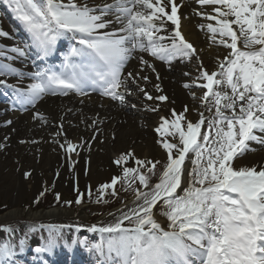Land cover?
<instances>
[{
    "label": "snow or ice",
    "instance_id": "snow-or-ice-1",
    "mask_svg": "<svg viewBox=\"0 0 264 264\" xmlns=\"http://www.w3.org/2000/svg\"><path fill=\"white\" fill-rule=\"evenodd\" d=\"M4 2L30 34L42 57L50 56L62 38L74 40L79 45L72 47L64 57L61 71L48 69L37 73L43 76V81L31 85L33 98H39L46 91L56 94L57 89L62 95L69 91L83 93L88 86L98 85L103 95L123 103L124 96L118 89L126 84L121 77L133 52L150 51L164 60H168V56L161 55L164 52L184 56L196 52L179 31L180 20L174 3L168 14L165 11L167 5L160 6V0H114L99 9L89 6L87 0L84 3H77V0ZM201 3L221 6L215 9L218 17H209L216 19L218 28L211 25L209 28L214 34L219 32L222 37H230V42H220L232 50L221 63L219 73L205 71L201 76L207 81L202 87L208 90L202 99L206 101L209 95L213 97L217 119L208 124L204 136H201L203 119L195 124L187 122V131H184L181 128L184 116L175 113V120L165 119L157 129L161 135L179 133L183 147L163 143L170 163L165 165L159 182L150 191H137V198L142 203L114 225L89 229L101 234L119 233L108 240L109 252H115L118 258L116 264H194L190 259L194 255L203 258L202 264H264V170L236 171L230 165L236 153L248 147V141L264 143V138L253 132L256 129L264 133V0H201ZM110 14H115L116 23L122 27L119 32L101 33L99 30L107 29L111 23L104 18ZM158 14L166 15L176 26L171 49L158 43L163 37L154 35L160 30L155 23L162 19ZM233 24L238 26L237 30L233 29ZM0 35L6 33L0 32ZM240 37H243L245 49L260 47L241 50L238 47ZM13 51L24 55L18 48ZM217 76L221 79H216ZM213 85H227L231 94L214 91ZM148 99L153 97L148 96ZM158 99L163 101L167 97ZM226 110L231 115H226ZM170 124L175 132L169 131ZM213 127L215 137L209 140ZM209 144L212 147H207ZM74 147L69 144L67 151H73ZM206 147L207 162L202 165ZM173 149L177 150V158L172 156ZM190 149L197 157L191 173L193 179L191 186L178 194L182 165ZM126 159L122 156L117 163ZM135 163L150 165L148 172L155 174L154 163L139 159ZM123 171V178L135 174L133 178H138L144 188L149 187V178L138 168L129 167ZM117 182L118 179L113 178L111 184H105L103 188H114ZM161 202L167 211L160 214L167 217L171 230L163 228L154 218L153 209ZM124 220L134 226L123 227ZM193 244L198 247L194 248ZM45 250L36 249L37 252ZM15 254L10 244L0 245V264H13L11 258Z\"/></svg>",
    "mask_w": 264,
    "mask_h": 264
},
{
    "label": "bare ground",
    "instance_id": "bare-ground-1",
    "mask_svg": "<svg viewBox=\"0 0 264 264\" xmlns=\"http://www.w3.org/2000/svg\"><path fill=\"white\" fill-rule=\"evenodd\" d=\"M84 2L85 0H77V3ZM87 3L99 9L105 4L114 3V0H87ZM173 3L177 7V16L180 20L179 31L185 40L193 45L196 52L192 56L161 53L163 56H168V60L159 59L150 51L133 52V58L128 61L124 76L121 77L126 84L118 89V92L124 96L123 103L108 95H104L103 99L86 95L84 92L87 88L83 93L69 91L66 96H61L60 90H57L56 94L46 91L39 98H33L31 85L43 81V76H38L37 73H44L48 69L61 71L64 57L69 54L72 47L79 45L73 40L69 48L63 49L61 57L56 61H50V56L42 57L39 54L29 33V36L24 34L30 39L31 45H25L26 53L21 44L12 48L9 43L0 42L3 48L0 51V65L3 67V71L0 70V82L13 85L19 95L23 92L25 99L21 98L19 101L23 104L28 103L18 111L11 109V103L0 106V143H14L13 145L17 146L15 151L8 150L0 157V173L17 162L11 173L10 197L16 196L15 200L23 198L43 181L50 185L60 184L70 188L82 187L88 183L89 177L92 180L112 177L118 179L124 166L131 168L136 166V159L153 162L166 159L161 143H174L179 147L183 145L180 144L179 133L174 136L161 135L157 129L165 119L169 122L175 120L176 115L184 116V131H187V122L195 124L203 119L205 124L201 127V136H204L203 132L207 134L208 124L217 119L215 105L214 101L204 102L202 97L207 93L202 85L207 81L204 79L197 81V78L205 71L209 74L221 71L220 65L229 57L231 49L220 41L230 42V37H222L219 32L214 34L209 28V25L218 28L216 19L209 17H218L215 9L220 8V5L202 4L201 0H171V3L170 0H160V6L167 5L165 11L168 14H171ZM104 18L111 23L107 29L99 30L101 33L119 32L122 25L116 23L115 14ZM155 23L160 30L154 35L163 37L158 43L171 49L176 26L167 20L166 15H162V19ZM237 28L238 26L233 24V29L237 30ZM8 34L11 39L20 38L15 33ZM119 34L123 35V33ZM237 34L239 36V32ZM238 47L241 50H255L260 46L245 49L243 37H240ZM16 48L22 50L24 55L14 52L13 49ZM128 73L132 75L128 76ZM216 79L219 80L221 77L217 76ZM216 90L231 94L227 85H216ZM29 96L30 99L32 98L31 102ZM148 96L153 99H148ZM160 96H166L167 99L162 101L158 99ZM225 114L231 115V112L226 110ZM169 131L175 132L171 124ZM215 131L213 127L209 140L215 137ZM253 132L258 137L264 138V133L256 129ZM198 143H200L199 139ZM69 144L75 146L71 152L67 151ZM247 144L248 147L244 151L238 152L247 155L246 162L258 164V169L262 170L264 143L257 140L248 141ZM207 147L212 145L209 144ZM192 153L190 149L185 154L182 169L186 173L196 166L197 157ZM122 156L127 159L118 164L117 161ZM203 159L204 157L201 160ZM56 162L60 166L57 171L54 170ZM50 212L54 213L53 217L70 214L58 209L48 211ZM20 213V211L13 212L16 215ZM29 214L34 217L43 216V214L39 216ZM68 246H71V242H68ZM194 257L199 258V255L190 257L194 264H197Z\"/></svg>",
    "mask_w": 264,
    "mask_h": 264
},
{
    "label": "rangeland",
    "instance_id": "rangeland-1",
    "mask_svg": "<svg viewBox=\"0 0 264 264\" xmlns=\"http://www.w3.org/2000/svg\"><path fill=\"white\" fill-rule=\"evenodd\" d=\"M11 11L12 8L4 0H0V32L6 33V35H0V42L9 43V46H12V48L20 44L24 46L21 38L11 39L8 34L9 32L16 33L14 25L9 21ZM18 32L20 33V31ZM23 51L26 53L25 49ZM230 51L232 52V50ZM220 70H222L221 67ZM200 79L201 77L197 78V81H200ZM213 86L215 91L216 85ZM204 90L206 93L208 92L206 88ZM86 95L95 96L100 99L104 97L100 89L95 91L88 89ZM31 100L32 98L30 99L29 96V101L31 102ZM207 101L213 102V97L209 95L208 99L204 102ZM1 105L2 102H0ZM26 105L28 103H22V107ZM18 106L20 107V103H18ZM14 111H18V108L14 109ZM181 128L185 130L184 119L181 121ZM203 135H205V132H203ZM13 144L0 143V157L4 156L8 150L15 151L17 146ZM161 146L163 147V143H161ZM164 151L166 159L154 162L150 161L155 164V174L148 172L150 165L143 166L136 164L133 167L138 168L149 178L148 188H144L138 178H133L135 174H130L128 178H123V170L129 168L124 166L121 177L118 178V182L114 188H103V185L111 184L113 177L102 180H92L89 177L91 180L89 181L88 179V183H83L82 187L70 188H66L60 184L50 185L48 182L43 181L34 191H30L23 198H17L16 200V196L13 198L9 196V185L12 183L11 173L17 162L12 163L0 173V245L8 243L12 246L16 253L11 258L13 264H73V257H77L76 262L80 264H116L118 258L115 252H109L108 240L117 237L119 233H106L104 235L105 233L92 232L89 229L92 227L101 228L114 225L124 214H130L132 209L137 208L142 203L137 198V191H150L151 187L159 182V178L165 170V165L170 163L168 152L165 148ZM176 151V149L172 150L173 158H176ZM192 154H195V152L193 151ZM207 155L206 151L204 159L201 160L202 165L206 164ZM192 159L191 157L190 160ZM246 159L247 155L237 152L233 160L230 161V165L236 171L250 168L260 171L258 164L246 162ZM59 167V163L56 162L54 170H59ZM182 171L181 187L177 190L178 194H182V189L191 186L193 179L191 175L192 171H188V173L183 169ZM185 173L186 177L184 180ZM57 197L59 198L57 199ZM78 199H81L82 202L77 203ZM161 205L162 202L154 207V218L163 228L171 230L167 217L160 214L162 211L166 212L167 208H162ZM55 209L63 210L70 214L67 216L57 215L51 218L43 216L34 217L29 214L44 213ZM14 211H20L21 213L16 215L13 214ZM133 226L132 222L124 220L123 227ZM77 235H79L78 237L81 240L75 238ZM92 236L94 239L91 240L89 237ZM70 240L72 243L71 246H68ZM192 246L194 248L198 247L195 244ZM38 248L46 250L37 252L36 249ZM103 257L104 260H102ZM197 260L202 264V257H197Z\"/></svg>",
    "mask_w": 264,
    "mask_h": 264
},
{
    "label": "water",
    "instance_id": "water-1",
    "mask_svg": "<svg viewBox=\"0 0 264 264\" xmlns=\"http://www.w3.org/2000/svg\"><path fill=\"white\" fill-rule=\"evenodd\" d=\"M40 214H43V217H47V218H49V217L51 218V217L54 216L53 212H50V213H48V212L38 213V214H36V216H39Z\"/></svg>",
    "mask_w": 264,
    "mask_h": 264
}]
</instances>
